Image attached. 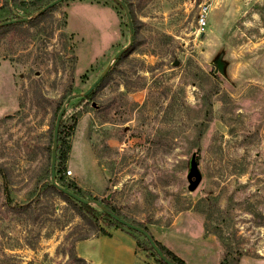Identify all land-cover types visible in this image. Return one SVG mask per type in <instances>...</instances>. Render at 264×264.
Segmentation results:
<instances>
[{
	"label": "rangeland",
	"instance_id": "374dc122",
	"mask_svg": "<svg viewBox=\"0 0 264 264\" xmlns=\"http://www.w3.org/2000/svg\"><path fill=\"white\" fill-rule=\"evenodd\" d=\"M47 10L0 31V264H91L77 239L94 237L93 225L48 184L70 96L67 183L100 209L95 197H108L186 264L207 263L184 253L187 225L216 233L221 262L249 254L259 259L241 264H264V0H63ZM29 11L41 13L31 0H0V25ZM193 153L202 180L190 190ZM137 247V264H161Z\"/></svg>",
	"mask_w": 264,
	"mask_h": 264
},
{
	"label": "trees",
	"instance_id": "16d2710c",
	"mask_svg": "<svg viewBox=\"0 0 264 264\" xmlns=\"http://www.w3.org/2000/svg\"><path fill=\"white\" fill-rule=\"evenodd\" d=\"M12 1H16V0H12ZM50 1L52 0H31L32 6L35 7V11L37 10H41L43 7H45ZM123 1L126 5H130L131 0H120ZM52 9V8H51ZM49 9V10H51ZM49 10L47 11H42L41 13H39L37 16L35 17H31V15L33 14V12H28L27 16L30 17L28 20H18L19 18L23 17V16H19L16 18H12V19H7L5 21H3V23L9 21L8 23L4 24V25H0V31L10 28V27H16L19 25H25L26 23L29 22H37L38 20H40L44 15H46ZM17 19L14 22H10L11 20ZM128 50H126L116 61V63L114 64V66L112 67V69L108 72V74L95 86V88L87 95L83 96L82 99L86 100L91 98L96 91L103 86L105 80L111 75L113 68H117V66H119L123 56L125 54H127ZM65 115V113H64ZM64 115L61 119V123H60V129H59V140H60V147H59V156H58V161H57V166H56V180L58 182V184L62 187H66L67 189L72 190L73 192L79 194L80 196L86 198V194L83 192V190L77 186L75 183L73 182H69L67 183L65 180V176H66V162L68 160V153H69V149H70V142L67 140L74 132L75 130V126L77 123V117L76 115L74 116V120L72 123L67 124L64 120ZM48 176H49V180H48V184L49 187L55 191L57 194L60 195V197L66 201L67 203H69L70 205H72L74 208H76L78 210V212L82 215V217L84 218H88L89 222L93 225V236L99 235V234H103V235H111V231L109 229V227H115V228H126L128 231L132 232L133 237L136 239L137 241V245L145 250H151L152 254L156 257V260L161 263V264H167L165 263L161 258L158 257V254L156 253V251L154 250V248L151 246L149 240L139 231L134 230L132 228H129L128 226H126L125 224L121 223L120 221L116 220L115 218H113L106 210H104L103 208H98L96 207L94 204L92 203H84L81 202L77 199H75L74 197H72L71 195L67 194L66 192H64L63 190H61L58 186L54 185L52 183L51 180V164L50 167L48 168ZM95 201L98 202V198L95 197ZM100 203L107 209L115 212L116 214H118L119 216L123 217L124 219L131 221L139 226L144 227L145 229H147L149 232V228L144 225L143 223H138L136 221L130 220L128 219L126 216L122 215L120 213V211L117 209L116 206H114L113 204H111V202H109L108 197H105L103 199L100 200ZM103 222L105 223L103 225ZM151 233V232H150ZM152 234V233H151ZM153 235V234H152ZM92 235H83L81 237H79L77 239V241L80 240H85L90 238ZM139 236H143V240L140 239ZM154 237V236H153ZM155 238V237H154ZM156 240V243L160 246V248L164 251V253L171 259L173 260L175 263L177 264H186L185 260L180 257L177 253H175L173 250H171L169 247L165 246L163 243H161L159 240ZM84 260V259H83ZM220 264H225L224 261H222Z\"/></svg>",
	"mask_w": 264,
	"mask_h": 264
},
{
	"label": "crops",
	"instance_id": "0c3cea01",
	"mask_svg": "<svg viewBox=\"0 0 264 264\" xmlns=\"http://www.w3.org/2000/svg\"><path fill=\"white\" fill-rule=\"evenodd\" d=\"M203 226L204 224L201 225V231L204 229ZM186 228V231L188 229L192 231L190 235L192 246L191 248L186 247L184 253L199 257L204 262L207 260L206 264H220L223 255L221 247L223 246L217 240L216 233L209 231L208 234L199 236L198 234L193 235V232H197V228L189 225ZM110 231L112 233L110 236L96 235L82 241L81 246H78L81 255L89 259L91 264H137L138 247L134 237L118 229ZM244 257L257 258L245 254L239 259L238 264L242 263Z\"/></svg>",
	"mask_w": 264,
	"mask_h": 264
},
{
	"label": "water",
	"instance_id": "95a60500",
	"mask_svg": "<svg viewBox=\"0 0 264 264\" xmlns=\"http://www.w3.org/2000/svg\"><path fill=\"white\" fill-rule=\"evenodd\" d=\"M63 0H53L50 3H48L45 7H43L41 9L42 11L47 10L49 7L61 2ZM120 4L126 8V4L123 1H120ZM27 17H21L18 20H26ZM17 19L11 20L10 22H14ZM128 20H129V26H130V30L132 32L133 30V26H132V20L130 18V15H128ZM9 21H7L6 23H8ZM119 55V53H117L115 55V57H117ZM177 63V61H176ZM104 76V74L100 75L97 80L84 92V95L89 94L97 85V83L102 79V77ZM73 96H70L69 98H67L66 102L63 104V106L61 107L57 118H56V122H55V126H54V136H53V143H54V148H53V152H52V160H51V180L52 183L56 186H58L61 190H63L64 192H66L67 194L71 195L72 197H74L75 199L84 202V203H91V200L84 198L82 196H80L79 194L73 192L70 189H67L66 187H62L58 184L57 180H56V166H57V148H58V143H59V129H60V123H61V119L64 115V112L66 110V106L68 104V102L70 101V99ZM188 180H189V189L190 190H195L197 188V186L200 184L201 180H202V174L199 170V166H198V160H197V154L193 153L191 156V160H190V169L188 172ZM98 205H100L104 210H106L113 218H115L116 220L120 221L121 223L125 224L126 226H128L129 228H132L134 230H137L139 232H141L150 242L151 246L154 248V250L156 251V253L158 254V257L161 258L165 263L167 264H177L175 263L173 260H171L165 253L164 251L160 248V246L156 243L155 238L153 237V235L144 227L139 226L131 221H128L126 219H124L123 217L119 216L118 214H116L115 212L105 208L99 201L96 202Z\"/></svg>",
	"mask_w": 264,
	"mask_h": 264
},
{
	"label": "built area",
	"instance_id": "2783aa9c",
	"mask_svg": "<svg viewBox=\"0 0 264 264\" xmlns=\"http://www.w3.org/2000/svg\"><path fill=\"white\" fill-rule=\"evenodd\" d=\"M208 12H209V5L206 3H202L200 14L198 16V24L201 28H204L207 25ZM67 172L71 173L72 171L68 169Z\"/></svg>",
	"mask_w": 264,
	"mask_h": 264
}]
</instances>
